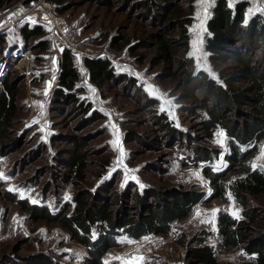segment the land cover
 Segmentation results:
<instances>
[{"label": "rangeland", "instance_id": "374dc122", "mask_svg": "<svg viewBox=\"0 0 264 264\" xmlns=\"http://www.w3.org/2000/svg\"><path fill=\"white\" fill-rule=\"evenodd\" d=\"M227 1L232 6L239 0ZM246 1V18L255 14L264 17V0ZM213 3L214 0L194 2L189 55L200 32L202 44L198 55L207 63V69L200 70L217 78L204 48L206 22ZM63 7L64 13L57 9L45 12L38 0H16L0 10V90L7 77L19 91L17 112L9 128V137L16 143L4 146V154L0 152V173L9 177L7 180L0 178V264H25L28 256L39 252L49 254L55 264H84L86 249L82 245L71 240L58 223L34 221L24 209L26 204H31L56 213L66 206L71 208L74 196L84 190L105 196L121 193L124 209L133 206L135 194L147 198L152 188L195 189L203 194L202 201L194 206L190 215L172 225L163 242L134 247L141 239L121 237L118 239L121 247L110 250L105 257L108 264H128L137 255L145 258L144 264H203L191 256L194 248L203 246L212 249L217 264H238L253 257L249 252L251 247L264 250V195L248 197L246 207L232 195L230 200L229 193L225 200L211 197L212 187L205 170L217 172L213 166L221 162V153L227 152L228 140L226 138L223 147L216 142L219 130L212 139L203 136L199 123L201 111L181 101L175 82L164 80L162 66L152 63L149 37L155 29L152 20L143 16L139 8L108 6L97 0L84 3L67 0ZM56 14L67 22L72 41L70 48L52 27L39 22L41 18ZM28 17L34 18L36 24L27 22ZM201 22L203 30L199 27ZM37 26L44 32L42 37L25 39L22 36L24 27ZM44 41H47L46 48H43ZM60 49L70 51L74 57L79 74L76 97L78 102L90 106L89 114L56 100L63 60ZM52 57L57 58L55 67ZM191 57L197 69L196 57ZM88 58L108 61L116 76L123 74L133 78L139 91L114 81L99 88L89 78L85 65ZM46 89L47 96L44 95ZM150 99L155 106L150 107ZM161 106L166 110L160 111ZM93 111L100 118L92 119ZM157 115L168 118L178 130L177 138L165 134L155 122ZM113 125L119 131L125 152L123 166L116 163L119 151L112 144L115 139ZM79 139L86 143L82 150L85 167L81 176L64 166L67 154ZM260 145H264V141ZM259 146L251 165H264ZM196 147L216 153L213 161L197 164L193 155ZM125 170L131 171L136 180L125 183ZM231 175L235 176L232 173L229 177ZM20 193L24 194L23 198ZM66 195L71 197L70 201L64 200ZM32 200L37 203L33 204ZM233 208L239 209L241 219H234L244 222L242 231L246 238L237 247H228L218 234L217 223L221 214L233 217L230 214ZM214 209H219L215 223H201L202 219H211ZM244 210L249 211L252 220L244 215ZM197 211L201 216H196Z\"/></svg>", "mask_w": 264, "mask_h": 264}, {"label": "trees", "instance_id": "16d2710c", "mask_svg": "<svg viewBox=\"0 0 264 264\" xmlns=\"http://www.w3.org/2000/svg\"><path fill=\"white\" fill-rule=\"evenodd\" d=\"M16 0H0V10ZM57 4L58 12L64 13L67 0H48ZM86 2L88 0H80ZM95 1V0H89ZM104 5L119 4L122 8L141 9L143 16L150 18L154 31L150 32V58L152 63L164 69L162 78L175 82L180 100L201 111L199 123L203 136L212 139L216 131H223L227 138V152L224 155L228 165L224 171L206 169L213 199L225 200L227 193L246 207L248 197L264 195V170L253 169L251 161L259 144L264 141V17L255 14L246 18L248 2L239 0L230 6L227 0H214L206 22L207 34L204 48L209 61L216 70L217 78L197 70L189 55L190 32L196 0H97ZM63 7V8H62ZM27 38L42 37L41 27L22 29ZM113 40H116L115 38ZM112 42V44H114ZM47 41L43 42L46 48ZM59 88L56 100L89 114L90 106L78 102L76 84L79 74L70 51H63ZM90 80L99 88L114 81L128 89L139 91L133 78L116 76L108 61L86 59ZM19 91L16 84L7 77L0 90V152L4 146H11L16 140L9 137L17 112ZM150 107L156 105L148 100ZM92 119L100 118L93 111ZM155 122L170 138H177L178 130L166 116H155ZM129 135V134H128ZM85 142L79 139L67 154L64 166L80 175L85 167L83 148ZM195 162L210 163L216 153L204 147L193 150ZM235 176H230V174ZM229 179V181H228ZM89 190L76 194L71 208L64 207L52 213L44 206H24L34 221L56 222L71 240L86 249L84 264H105V257L114 248L121 247L118 239L123 237L139 240L147 234L166 236L176 222L190 215L194 206L202 201L203 194L195 189L179 188L150 189L146 198L135 194L133 206L124 209L121 193L105 196ZM244 215L252 220L248 210ZM243 221H236L228 214L218 218V234L224 246L237 247L245 240ZM93 233L96 238L93 239ZM250 259L238 264H264V250L258 246L249 249ZM191 256L203 264H217L209 246L194 248ZM25 264H55L49 254L39 252L28 256Z\"/></svg>", "mask_w": 264, "mask_h": 264}, {"label": "snow or ice", "instance_id": "6c2138e0", "mask_svg": "<svg viewBox=\"0 0 264 264\" xmlns=\"http://www.w3.org/2000/svg\"><path fill=\"white\" fill-rule=\"evenodd\" d=\"M20 11H23L22 9ZM204 14L205 16L207 15V6H205V10H204ZM15 15V14H13ZM46 19V17H45ZM27 22H30L31 24H36V20L32 17H28L27 18ZM22 24L24 22H21ZM201 30H203V22H201V25L199 26ZM202 44V41L200 39V32L197 33V39L193 41V51L190 53V56H193V57H196V61H197V70H200L201 68L203 70H206L207 69V63L204 62V58L200 55H198V53H200V45ZM61 51H63V49H60ZM206 56V54H205ZM203 61V62H201ZM51 62H52V66L55 67L56 64H57V58L56 57H52L51 58ZM53 79H55V77L53 76ZM51 82H49L50 84ZM91 91H95L94 89H91ZM45 96H47V89L45 90V93H44ZM170 103V102H169ZM40 108H41V115H43V104L40 105ZM166 109L161 106L160 108V111H165ZM35 123V121L33 122ZM113 129H114V136H115V139L112 141V144L113 146L118 149L119 151V157L116 161L117 165L118 166H123V161H124V156H125V152H124V149L122 147V144H121V141H120V136H119V131L115 129V126L113 125L112 126ZM217 143L223 147L225 145V141H226V134L223 132V131H220L217 133ZM259 150H260V153L262 156H264V145H260L259 146ZM223 153H221L220 155V163H217L216 165L213 166V170L214 171H221L223 168H226L228 165L226 163L223 162ZM251 167L253 169H256V168H261V170H264V165H257V164H252ZM113 171H115V169H113ZM197 177H199V173H196L195 174ZM0 178H3L4 180H7L9 179V177L5 176L3 173H0ZM125 183L128 182V180H133L135 181L136 180V177L135 175L132 174L131 171H128V170H125ZM141 188H143V185L141 184L140 185ZM9 191H17V190H14V189H8ZM23 193H20V196L21 198H23ZM229 199L231 200L232 197H231V194L229 193ZM64 200L65 201H70L71 200V197L70 196H65L64 197ZM32 203L35 204L37 203L36 200H32ZM219 211V209H214L212 210L211 212V219H207V220H201V223H206V224H209V225H213L215 223V217L217 215V212ZM230 214L233 216V218L239 220L241 219V216L239 214V209L237 208H233L231 209L230 211ZM196 216L199 217L201 216V213L199 211H197L196 213ZM96 238V233H93V239ZM127 239V238H126ZM127 242L129 243H132L131 240H127ZM144 261H145V258L143 256H140V255H137V256H134L132 257L131 261L128 262V264H144ZM105 264H108V262L106 261Z\"/></svg>", "mask_w": 264, "mask_h": 264}, {"label": "built area", "instance_id": "2783aa9c", "mask_svg": "<svg viewBox=\"0 0 264 264\" xmlns=\"http://www.w3.org/2000/svg\"><path fill=\"white\" fill-rule=\"evenodd\" d=\"M38 5L43 8L45 12H50L58 8L57 4L50 2L48 0H38ZM13 20V23H15V20ZM40 24H48L49 27H52L53 32L56 33L64 42L66 46H69L68 48L72 47V41L70 39V35L68 33V25L66 20L60 16V15H49L46 19L41 18L39 20ZM61 69V67H60ZM165 236L162 235H156V234H147L144 237L141 238V241H137L134 247H140L144 246L149 243H160L164 241ZM130 249H127V252H129Z\"/></svg>", "mask_w": 264, "mask_h": 264}]
</instances>
